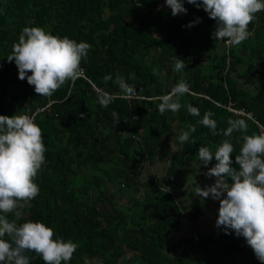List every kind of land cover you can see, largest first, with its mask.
Wrapping results in <instances>:
<instances>
[{"label":"trees","instance_id":"trees-1","mask_svg":"<svg viewBox=\"0 0 264 264\" xmlns=\"http://www.w3.org/2000/svg\"><path fill=\"white\" fill-rule=\"evenodd\" d=\"M164 4L0 0V115L33 117L46 148L35 178L39 195L22 209L19 223L42 222L53 228L54 238L76 243L67 264H210L220 255L246 258L239 264H261L245 238L226 234L223 227L219 235L193 239L209 254L207 263L185 251L169 253L168 243L181 220L196 221L211 198L194 200L185 212L178 201L182 167L199 162L201 146L215 152L228 139L235 149L232 167L239 169L235 157L242 136L264 129V11L255 14L248 39L240 45L220 40L219 49L217 21L202 6L184 0L187 13L173 16ZM24 27L90 44L81 62L85 77L67 81L49 97L37 94L27 79L21 81L15 62L7 58ZM174 56L184 61L181 72L174 71ZM117 73L136 87V96L120 93ZM108 75L113 79L105 82ZM181 79L190 94L180 98L179 111L161 114L160 97ZM105 94L113 100L102 107L99 97ZM189 104L199 116L188 113ZM206 112L213 113L217 135L199 123ZM229 119H244L247 133L225 137ZM190 124L196 131L189 141L174 152L166 149L171 137L178 140ZM157 157L171 163L167 175L143 180L146 165ZM216 163L213 158L209 165ZM26 255L30 264H45L35 252Z\"/></svg>","mask_w":264,"mask_h":264},{"label":"clouds","instance_id":"clouds-1","mask_svg":"<svg viewBox=\"0 0 264 264\" xmlns=\"http://www.w3.org/2000/svg\"><path fill=\"white\" fill-rule=\"evenodd\" d=\"M187 3L197 8L202 6L209 17L217 21L214 38L227 39V45H240L248 39L253 34L248 28L256 19L255 14L264 11V0H202V4L199 0H187ZM166 6L173 16L187 13L184 0H166ZM199 22L198 19L196 23ZM90 48L86 42L61 38L41 27H24L7 60L15 62L21 81L27 79L37 94L49 97L67 81L74 82L83 77L81 62L87 58ZM173 60L174 71L181 72L184 61L177 56ZM154 73L159 74L156 69ZM130 78L134 79V74H130ZM112 79L111 75L104 77L105 82ZM114 83L125 96L138 94L136 87L119 73ZM185 94H190V86L181 79L168 94L160 97V113L179 111L182 106L180 98ZM112 100L111 94L99 97L102 107H107ZM187 111L192 116L200 115L199 110L190 104ZM212 116V112H206L199 123L217 135V123ZM228 125L223 132L225 137L237 131L247 133L244 119H229ZM195 131V125H188V130L178 137L179 142L187 143ZM242 140L235 157L239 169L232 167L235 149L230 140L225 139L215 152L208 146L199 148V161L204 167L213 158L217 161L205 173L209 178L215 177L216 181L203 188L195 184L194 189L198 197L219 201L216 227H223L226 234L234 231L237 237L245 238L256 258L264 264V129L259 134H245ZM45 152L42 129L33 117L0 115V264H30L26 255L29 251L40 255L45 264H67L77 250L78 245L73 241L54 238L53 228L42 222L19 223L23 217L22 209L39 195L35 178L45 163ZM187 188L188 183L185 190ZM9 214L13 215L12 219Z\"/></svg>","mask_w":264,"mask_h":264},{"label":"rangeland","instance_id":"rangeland-1","mask_svg":"<svg viewBox=\"0 0 264 264\" xmlns=\"http://www.w3.org/2000/svg\"><path fill=\"white\" fill-rule=\"evenodd\" d=\"M165 10L170 11L171 9L163 5ZM216 31V30H215ZM219 49H222L223 43L219 40ZM259 80V79H258ZM257 80V81H258ZM175 131H173L174 133ZM172 135V134H170ZM181 147V143L176 138L171 137L169 144H167L166 149L174 152L176 149ZM168 159L162 160L160 157H157L156 160L150 165H146L144 169L143 180L146 178H155L156 180L160 181L163 177H165L168 173L169 166ZM211 168L210 165L204 167L199 162H195L193 166H184L182 167V171L180 173L179 179L182 182L180 185V194L178 196L179 203L184 205L185 212L191 211L193 207L191 203L196 200L200 199L203 200L205 198L198 197L195 194V184H199L202 188L205 186L213 185L216 181L215 177H207L205 173ZM188 183V188H186V184ZM185 191V193H184ZM184 193V194H183ZM215 203V205H214ZM219 201L214 200L212 198L209 199L208 206L210 212L204 213L201 217H199L196 221H189L187 218H183L181 220V226L179 231H176L175 234L171 237L168 246L170 247L169 253H192L197 255L201 262L207 263V260H210L209 254L205 256V251H202L199 247V243L196 238L203 236V240H205L208 236L218 235L221 231V228L216 227V221L218 219L219 210L214 208H219L218 204ZM213 208H211V205ZM217 205V206H216ZM207 206V207H208ZM186 243L189 245L187 246ZM205 243V242H204ZM240 256H218L215 260L210 264H239L241 261L245 260Z\"/></svg>","mask_w":264,"mask_h":264},{"label":"crops","instance_id":"crops-1","mask_svg":"<svg viewBox=\"0 0 264 264\" xmlns=\"http://www.w3.org/2000/svg\"><path fill=\"white\" fill-rule=\"evenodd\" d=\"M214 205H215V203H214ZM216 206H217V205H216ZM214 207H215V206H214ZM218 207H220V205H218ZM211 208H213V207L211 206ZM214 209H216V208H214ZM206 212H210V210H209V206L207 207ZM206 212H205V213H206ZM219 234H220V233H219ZM219 234H218V235H219Z\"/></svg>","mask_w":264,"mask_h":264},{"label":"built area","instance_id":"built-area-1","mask_svg":"<svg viewBox=\"0 0 264 264\" xmlns=\"http://www.w3.org/2000/svg\"><path fill=\"white\" fill-rule=\"evenodd\" d=\"M81 76H83L84 77V71H83V69H82V75Z\"/></svg>","mask_w":264,"mask_h":264}]
</instances>
